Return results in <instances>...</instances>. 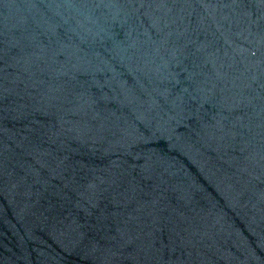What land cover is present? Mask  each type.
<instances>
[{"label":"water","instance_id":"water-1","mask_svg":"<svg viewBox=\"0 0 264 264\" xmlns=\"http://www.w3.org/2000/svg\"><path fill=\"white\" fill-rule=\"evenodd\" d=\"M0 264H264V0H0Z\"/></svg>","mask_w":264,"mask_h":264}]
</instances>
